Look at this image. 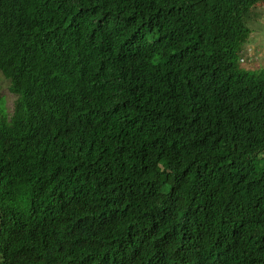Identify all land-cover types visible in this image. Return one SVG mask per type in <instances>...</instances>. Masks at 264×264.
Segmentation results:
<instances>
[{"label": "trees", "instance_id": "16d2710c", "mask_svg": "<svg viewBox=\"0 0 264 264\" xmlns=\"http://www.w3.org/2000/svg\"><path fill=\"white\" fill-rule=\"evenodd\" d=\"M264 0H0V264H264Z\"/></svg>", "mask_w": 264, "mask_h": 264}, {"label": "rangeland", "instance_id": "374dc122", "mask_svg": "<svg viewBox=\"0 0 264 264\" xmlns=\"http://www.w3.org/2000/svg\"><path fill=\"white\" fill-rule=\"evenodd\" d=\"M247 26L249 37L242 48L240 63L245 70L264 68V3H258L251 10ZM15 97L8 91V84L0 77V107L11 115Z\"/></svg>", "mask_w": 264, "mask_h": 264}]
</instances>
